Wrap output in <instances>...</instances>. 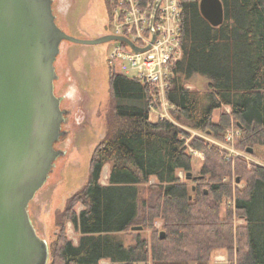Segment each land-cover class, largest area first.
I'll return each instance as SVG.
<instances>
[{
  "label": "trees",
  "instance_id": "obj_1",
  "mask_svg": "<svg viewBox=\"0 0 264 264\" xmlns=\"http://www.w3.org/2000/svg\"><path fill=\"white\" fill-rule=\"evenodd\" d=\"M200 1L181 3L182 57L170 68L166 99L176 118L195 130L222 140L234 125L239 147L264 145V0H222L225 19L216 27L201 14ZM105 3L113 19L115 3ZM196 75L209 80L206 90L187 87ZM109 86L106 136L92 156L88 182L61 215L49 264H206L218 248H226L231 264H264V166L228 160L217 146L192 138L190 145L206 160L193 178L198 185L189 187L179 172L187 178L192 170L190 134L166 118H152L153 86L117 67ZM233 173L246 181L243 189L224 182ZM152 178L158 183L143 200L142 187ZM225 198L233 205L223 218ZM236 218L244 224L235 227ZM157 219L162 231L150 242L139 237L125 244L121 234L152 229ZM66 220L80 234L78 243L67 237Z\"/></svg>",
  "mask_w": 264,
  "mask_h": 264
},
{
  "label": "water",
  "instance_id": "obj_2",
  "mask_svg": "<svg viewBox=\"0 0 264 264\" xmlns=\"http://www.w3.org/2000/svg\"><path fill=\"white\" fill-rule=\"evenodd\" d=\"M200 11L212 26L224 22L222 0H201ZM64 41H121L135 52L151 47L116 34L73 37L56 23L53 0H0V264H48L50 259L29 205L64 155L55 145L67 134L62 125L68 111L54 89L55 62ZM247 152L252 154L253 148ZM187 178L195 177L189 171Z\"/></svg>",
  "mask_w": 264,
  "mask_h": 264
},
{
  "label": "rangeland",
  "instance_id": "obj_3",
  "mask_svg": "<svg viewBox=\"0 0 264 264\" xmlns=\"http://www.w3.org/2000/svg\"><path fill=\"white\" fill-rule=\"evenodd\" d=\"M53 12L58 26L76 38L94 39L115 32V25L105 0H53ZM115 46L116 41L96 45L64 41L55 62L58 76L54 83L55 94L61 98V108L68 111L62 125V130L67 134L55 145L56 149L64 151V155L57 158L45 185L36 193L29 205L31 221L38 234L47 241L50 250L61 232V215L72 196L88 182L92 156L107 133L108 115L112 106L109 76L112 67H117L112 55ZM208 82L207 78L196 75L187 83V87L206 90ZM161 105L158 103L156 111L151 112L152 118H166L190 134V137L186 138V145L188 151L194 155L191 170L193 177L200 176L206 156L190 145L192 138H200L217 146L220 154L228 160L235 162L236 158H243L248 163L264 166V145L254 146L252 154L239 147L241 132L237 126H231L226 131L224 139L219 140L181 123L166 101L162 109ZM226 110L229 112V108ZM229 135H233L230 140ZM109 173L110 165H106L101 178L103 184L108 183ZM179 176L191 188L198 185L193 179H187L182 171L179 172ZM236 178V174L233 173L224 178V182L234 188L243 189L246 181ZM156 183H158L157 179L152 178L142 187L143 200H150L149 187ZM232 205V199L223 200L221 203L223 218ZM75 208L79 212L83 206L77 204ZM243 224L244 220L235 219V227ZM162 225L161 219H157L152 229L141 231L131 229L121 235L127 246L134 244L139 237L150 242L156 232L162 231ZM65 233L70 240L78 243L80 234L70 220L65 221ZM232 262L234 259H231L226 248H218L213 251L206 264H231ZM189 264H196V262H189Z\"/></svg>",
  "mask_w": 264,
  "mask_h": 264
},
{
  "label": "built area",
  "instance_id": "obj_4",
  "mask_svg": "<svg viewBox=\"0 0 264 264\" xmlns=\"http://www.w3.org/2000/svg\"><path fill=\"white\" fill-rule=\"evenodd\" d=\"M113 1V33L126 36L142 48L151 45L146 51L135 52L130 45L116 42L112 55L119 70L129 77L150 83L156 91L154 101L162 105L166 101L170 105L165 92L172 76L171 65L182 57L180 28L183 0ZM154 34L156 37L152 42ZM155 108L152 107V112L156 111ZM228 137L230 140L233 135Z\"/></svg>",
  "mask_w": 264,
  "mask_h": 264
},
{
  "label": "flooded vegetation",
  "instance_id": "obj_5",
  "mask_svg": "<svg viewBox=\"0 0 264 264\" xmlns=\"http://www.w3.org/2000/svg\"><path fill=\"white\" fill-rule=\"evenodd\" d=\"M57 144H58V142H57Z\"/></svg>",
  "mask_w": 264,
  "mask_h": 264
},
{
  "label": "bare ground",
  "instance_id": "obj_6",
  "mask_svg": "<svg viewBox=\"0 0 264 264\" xmlns=\"http://www.w3.org/2000/svg\"><path fill=\"white\" fill-rule=\"evenodd\" d=\"M172 66V65H171Z\"/></svg>",
  "mask_w": 264,
  "mask_h": 264
}]
</instances>
